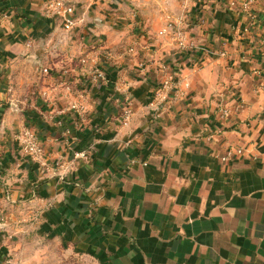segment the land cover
<instances>
[{
    "label": "crops",
    "instance_id": "obj_1",
    "mask_svg": "<svg viewBox=\"0 0 264 264\" xmlns=\"http://www.w3.org/2000/svg\"><path fill=\"white\" fill-rule=\"evenodd\" d=\"M48 1L0 0V231H34L62 249V264H264V0L255 1L253 25L230 0H195L205 25L190 27L197 46L190 53L157 36L139 49L129 45L132 65L102 43L84 50L107 74L125 71L126 88L93 83L91 66L81 65L65 79L52 73L48 98L9 96L8 72L21 57L36 62L38 41L76 28L85 42H103L115 9L132 4L74 0L66 31L60 18L44 15ZM107 55L111 63L101 61ZM164 63L178 71L184 96L155 119ZM87 83L97 88L85 90ZM128 98L134 116L124 123ZM77 102L84 116L71 108ZM240 102L228 122L217 120L222 104ZM24 127L38 134L43 160H31L14 138ZM216 128L222 133L206 139ZM229 147L243 154L222 162ZM6 244L18 258L26 243Z\"/></svg>",
    "mask_w": 264,
    "mask_h": 264
},
{
    "label": "rangeland",
    "instance_id": "obj_2",
    "mask_svg": "<svg viewBox=\"0 0 264 264\" xmlns=\"http://www.w3.org/2000/svg\"><path fill=\"white\" fill-rule=\"evenodd\" d=\"M130 1L133 5H129L128 1H124V5H120L115 9V15L112 13V18L110 16L108 29H106V31H109V34L104 37L103 42L102 39L101 41L85 42L83 39L84 34L82 32L78 33L76 28L67 33L60 28L56 34H53L56 35L54 38L51 35L46 37V40L42 39L38 41L36 45L39 48V54L37 55L36 62L34 63L30 60L24 61L23 59H28L27 56L21 57V61L16 68L17 70L8 72V79L10 81L9 96H15L22 100H31L34 97L48 98V94L45 91L50 87L49 80L52 73H59L65 79L68 75L74 74L72 71H81V59L85 52L84 50L87 51L95 48L98 45L97 43H102L105 48L103 49L104 51L117 54L118 61H125L128 65H132L128 61L131 58L126 60V57L129 56L127 54L129 45H134L135 42L139 49L141 48L140 45L146 46L149 42L151 43L153 36H156L157 32L165 24L164 20L167 15L186 19V27H190L191 22L193 25L196 24V17L192 18V21L189 19L191 15L188 13L193 8V1L191 0ZM92 10L95 11L94 13L100 11L94 8ZM92 10H90L91 13H93ZM43 13L47 15L46 9H44ZM203 25H205V22ZM156 40L157 38H155V41L153 39L154 42H152L155 43ZM153 49H155L153 51H156V46H153ZM65 51H68L69 54H66ZM112 60L113 58L108 56V58L102 59V62L107 61V63H111ZM125 74V71L121 72L120 70L107 74L108 83L115 82L117 78H122ZM75 78H72V83L75 82ZM90 87L91 89L97 88L95 84L89 85V83L84 88L85 90H89ZM44 238L43 241L48 240L46 237ZM19 239H25L26 244L17 258L16 253L18 254L19 249L15 250L13 246L11 248L12 252H10L5 249L4 245H7L6 243L13 244ZM39 242L36 240L34 231L28 232L25 237H18V235L10 230L5 233L0 231V254L6 252V255L9 256L7 259L10 261V263H4L3 256H0V264H62L60 258L63 259L64 254L61 248H58L55 244Z\"/></svg>",
    "mask_w": 264,
    "mask_h": 264
},
{
    "label": "built area",
    "instance_id": "obj_3",
    "mask_svg": "<svg viewBox=\"0 0 264 264\" xmlns=\"http://www.w3.org/2000/svg\"><path fill=\"white\" fill-rule=\"evenodd\" d=\"M191 1H193L194 8L195 0ZM255 1L256 0H230L229 6L232 10H239L238 16L247 15L252 21L251 24L253 25V22L256 20L255 14L253 13V6L255 5ZM193 8L191 9V11L193 10ZM45 9L47 11V14L56 16L62 20L64 29L66 31L71 30L74 26V0H49L45 6ZM191 11L188 14L191 15ZM191 17H189V19L192 21ZM195 20V22H198V25L204 24V21L200 18H197ZM164 21L165 24L156 34L158 38L167 41V43L171 44L181 54L190 53L197 49L196 43L193 40L190 32V27L193 26L192 22L190 27H186V19L174 17L171 15H167ZM259 45L264 50V34L259 41ZM134 51L135 50L133 46H130L127 50V53L133 54ZM108 56L109 55H107L106 58H108ZM81 64L84 66H91L92 70L90 75L91 81L93 83L98 84L99 82L109 81L105 68L101 66V62L98 56L85 54L81 59ZM137 67L139 70L145 71L148 67V63L140 60L137 62ZM160 69L163 78L161 81L160 89L158 92H156L151 102V106L155 111V119L160 118L163 114H165L167 110L175 105L180 98L184 96V93L179 88L178 84V71H175L167 63L162 64ZM115 81L120 89L126 88L128 84L127 80L124 78H117ZM263 88L264 81L260 84V89ZM81 98L83 101H85L83 94H81ZM133 106V102L129 98L126 99L122 113V121L124 123L131 122L134 116ZM242 107V102L238 103L235 109L229 104H222L217 110L216 118L221 124H225ZM71 108L77 111L80 116H84L86 113L85 103L77 102L73 104ZM222 131V129L218 128L212 129L211 131H207L205 133V137L209 141H212L214 139V136L221 134ZM14 138L22 146L25 154L30 157L31 160L35 162L43 160L45 152L40 138L36 132L28 127H24L20 132L14 135ZM242 154V148L229 147L224 151V153L219 156V159L222 162H229L240 157ZM77 156H79V154H77Z\"/></svg>",
    "mask_w": 264,
    "mask_h": 264
},
{
    "label": "trees",
    "instance_id": "obj_4",
    "mask_svg": "<svg viewBox=\"0 0 264 264\" xmlns=\"http://www.w3.org/2000/svg\"><path fill=\"white\" fill-rule=\"evenodd\" d=\"M195 8H196V6L193 8V10L191 11V15H192V17L191 18H197L198 17V15H199V11H195Z\"/></svg>",
    "mask_w": 264,
    "mask_h": 264
}]
</instances>
